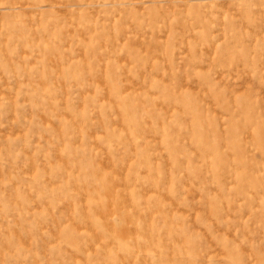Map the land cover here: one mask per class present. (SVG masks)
Masks as SVG:
<instances>
[{"label": "rangeland", "instance_id": "rangeland-1", "mask_svg": "<svg viewBox=\"0 0 264 264\" xmlns=\"http://www.w3.org/2000/svg\"><path fill=\"white\" fill-rule=\"evenodd\" d=\"M0 264H264V0H0Z\"/></svg>", "mask_w": 264, "mask_h": 264}, {"label": "bare ground", "instance_id": "bare-ground-1", "mask_svg": "<svg viewBox=\"0 0 264 264\" xmlns=\"http://www.w3.org/2000/svg\"><path fill=\"white\" fill-rule=\"evenodd\" d=\"M28 4V3H27ZM26 6V5H25Z\"/></svg>", "mask_w": 264, "mask_h": 264}]
</instances>
